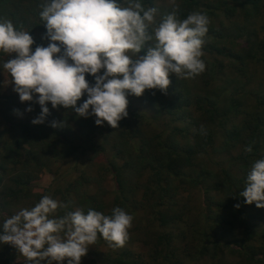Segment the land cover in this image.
I'll use <instances>...</instances> for the list:
<instances>
[{
  "label": "trees",
  "instance_id": "obj_1",
  "mask_svg": "<svg viewBox=\"0 0 264 264\" xmlns=\"http://www.w3.org/2000/svg\"><path fill=\"white\" fill-rule=\"evenodd\" d=\"M149 1L143 0L144 5ZM41 2L0 0V20H11L33 39L36 32L43 37L47 30L39 15ZM178 5L179 19L200 12L219 24H209L203 38L205 70L187 79L170 74L167 94L146 89L141 97L150 108L148 114L127 111L114 129L107 122L96 125L94 116L79 117L59 106L49 110L43 124L34 125L31 121L41 112L40 106L29 103L33 111L18 118L12 102H4L0 93V224L15 214L11 210L15 203L31 208L44 195L68 206L57 210L61 217L76 208L85 214L92 209L111 215L115 207L128 213L139 204L146 211L142 229L150 238L138 241L147 248V259L120 247L100 252L101 257L94 255L88 262L82 257L81 264H215L224 252H236L248 264H264V220L260 226L251 225L246 208L255 203L246 204L239 195L252 163L264 158V90L245 87L247 68L259 64L264 72V0H182ZM229 23L233 34L225 31ZM145 52L146 48L138 55ZM7 59L0 52V70ZM86 80L95 83L90 74ZM86 99L87 94L77 106ZM53 121L63 126L51 127ZM201 126L207 135L200 134ZM217 145L236 152L224 162ZM248 146L250 153L245 151ZM98 156L104 166L96 174L71 177L81 167L78 160ZM68 161L72 163L67 175L52 172L50 188L33 191L32 182L42 171ZM104 173L114 180L111 207V201L103 199ZM133 176L144 177L138 200L129 195L137 188L127 180ZM193 211L202 220L190 224ZM172 223L176 225L166 230ZM176 242L178 247L173 246ZM95 244L109 247L99 235ZM19 258L24 264L17 249L0 244V264H14Z\"/></svg>",
  "mask_w": 264,
  "mask_h": 264
},
{
  "label": "clouds",
  "instance_id": "obj_2",
  "mask_svg": "<svg viewBox=\"0 0 264 264\" xmlns=\"http://www.w3.org/2000/svg\"><path fill=\"white\" fill-rule=\"evenodd\" d=\"M168 3L171 11L157 22L159 9L146 7L143 0H42L39 15L47 30L42 38L49 43L34 51L29 31L17 30L11 20H0V52L7 57L15 54L2 64L7 73L4 83H14L22 103L37 95L41 112L31 121L34 125L45 122L50 102L53 108L63 106L79 117L94 116L98 126L107 122L118 128L128 116L129 95L139 97L146 89L167 94L170 74L187 79L205 70L201 57L209 17L192 12L179 19L176 0ZM145 48V54L138 55ZM86 74L94 77V84ZM85 94L87 99L77 106ZM62 126L51 123L54 128ZM200 134L207 135L203 126ZM245 151L252 152L251 146ZM239 195L246 204L264 208V158L252 163ZM67 207L44 195L34 207L4 219L0 244L17 249L24 264L44 260L81 264L98 235L114 249L126 243L133 217L123 209L115 207L111 215H104L76 208L62 217L56 215Z\"/></svg>",
  "mask_w": 264,
  "mask_h": 264
},
{
  "label": "rangeland",
  "instance_id": "obj_3",
  "mask_svg": "<svg viewBox=\"0 0 264 264\" xmlns=\"http://www.w3.org/2000/svg\"><path fill=\"white\" fill-rule=\"evenodd\" d=\"M182 0H176L177 4L179 2H181ZM146 7H157L159 9V14L157 15V22H159L160 18L166 14L167 12L171 11V7L168 3V0H151L149 1V3H146L145 5ZM227 23V21H225ZM219 24V20H212L210 21V25L217 27ZM234 27L233 25H231L230 23L225 27V31L226 33L229 34H233L232 32ZM25 31V30H24ZM42 33L41 32H36L35 34V39H34V44L31 46L32 50L34 51L35 48L37 46H47L49 43V40L47 39H43L42 37ZM15 54H12L11 56H9V59L12 58ZM247 73V78H248V83H246V79L242 81L243 84H245L246 89L249 90H256L259 87H262V89L264 90V72L261 69L259 64H256L254 67L251 66L249 68H247L246 70ZM227 74L223 73L222 78H224ZM7 77V73L3 72V69L0 70V93L2 94V98L3 101H11L12 102V106H14L13 111L15 112V115L18 118L23 117V115H26L27 113L30 114L31 112L26 111L27 108H29V103L30 105H35L36 107L40 106L37 102L35 97H37L36 94H34L33 96V101H29V102H21L20 98H19V94L16 93L13 89L15 87L14 83H8L5 84V79ZM9 81L11 80V77L9 76L7 78ZM264 93V92H263ZM129 103H128V108L127 111H131V110H137V111H142L146 114H148L150 108L148 106V104H146V102H144V100L142 99L141 96L137 97L134 95H129L127 97ZM246 102L248 104L251 103V99L246 98ZM46 106L49 108V110L53 109L52 105L50 102H47ZM34 107V108H36ZM41 107V106H40ZM15 110H19V114H17V112ZM53 111V110H51ZM56 119V117H55ZM218 146V154L220 157H223L222 161H227V158L229 155H231L232 153L234 154L236 152V150H232V151H228L227 148H222V146L217 145ZM102 160V161H101ZM73 161H77V160H73ZM79 162H77L81 167L76 169L71 177H75L77 176L78 173L81 172V174L83 173L85 176H89V175H93L96 174L98 169H101V166H104L103 164V159L98 156V157H94L92 158V160H88V158H81L80 160H78ZM119 162V160H117ZM71 161H68L66 164H56V165H52L51 166V170H44L42 171L38 178L35 179L32 182V189L35 192H39V193H44L46 190H48L52 184L53 181V173L52 172H57V173H64L66 174V171H68L67 169L70 167L71 165ZM103 175V180L101 181V186L103 187V189L105 190V193L103 194V199L106 202H110L109 207H111L112 202H113V197L115 194V185H114V180H113V176L111 174L108 173H104ZM99 178V177H98ZM127 180L129 181V185L132 186H136L137 188L135 189L136 192L134 194H129L131 195V197L135 198V199H139L141 196V187H139V184L141 182L144 181V177H127ZM194 199H196L198 197V193L195 191L193 193ZM20 203V202H19ZM19 203H15L14 205H12L11 210L14 213H17L19 210H21L23 207L22 205H20ZM195 206V205H194ZM135 208L133 211H129L127 214L131 215L133 217L132 220V226L130 229H128V233L129 236L128 238L130 239L126 241V243L124 244L123 247H126L129 251H132V256L134 257H138L143 256L144 259H147V248L146 247H142L140 242L138 240H148L150 237L147 235L148 234V230H143L142 227L144 226V224L146 223L145 220V216H146V211L143 210L144 208H141V206L139 204H135ZM247 219L249 221V223L253 226H260L261 222L264 220V208H257L256 205H251V206H247ZM190 224L193 222L197 223L200 222L202 220V217L200 214H198L196 211H193L190 213ZM194 220V221H192ZM183 223V222H182ZM190 224L188 226H190ZM176 225L175 223H172L168 226V228L166 230H168L169 228H171L172 226ZM236 233H238L239 231L236 230ZM232 236V235H231ZM236 237V235H234ZM232 239V238H231ZM229 239V240H231ZM226 241V240H223ZM254 241L250 242V245L253 246ZM174 247H178L179 243H174L173 245ZM108 250H113L112 247H105L102 245H98V244H94V245H90L88 247V257H83L82 261H87L92 258V256H98L101 257V255H99L100 252H106ZM22 258H19L16 260V262L14 264H19L20 262H22L21 260ZM217 264H248L244 261L243 256L237 254L236 252H224V255L219 259L218 262H216ZM215 263V264H216ZM41 264H48L47 260L41 261ZM52 264H57V262L53 261ZM63 264H67V260H65L63 262ZM87 264V263H86ZM189 264V263H187ZM202 264V263H200Z\"/></svg>",
  "mask_w": 264,
  "mask_h": 264
}]
</instances>
